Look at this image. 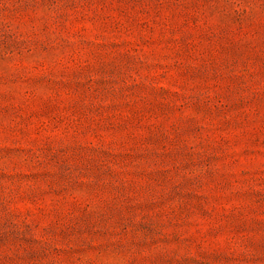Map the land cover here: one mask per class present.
Segmentation results:
<instances>
[{"label": "rangeland", "instance_id": "obj_1", "mask_svg": "<svg viewBox=\"0 0 264 264\" xmlns=\"http://www.w3.org/2000/svg\"><path fill=\"white\" fill-rule=\"evenodd\" d=\"M0 264H264V0H0Z\"/></svg>", "mask_w": 264, "mask_h": 264}]
</instances>
